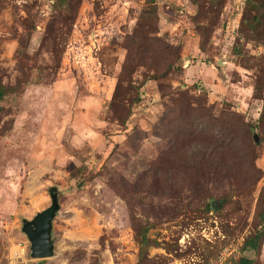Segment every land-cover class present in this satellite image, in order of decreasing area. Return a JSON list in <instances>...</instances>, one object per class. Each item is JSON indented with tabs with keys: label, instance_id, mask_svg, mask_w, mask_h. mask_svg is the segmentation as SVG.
<instances>
[{
	"label": "rangeland",
	"instance_id": "374dc122",
	"mask_svg": "<svg viewBox=\"0 0 264 264\" xmlns=\"http://www.w3.org/2000/svg\"><path fill=\"white\" fill-rule=\"evenodd\" d=\"M258 5L0 0V264H264Z\"/></svg>",
	"mask_w": 264,
	"mask_h": 264
},
{
	"label": "water",
	"instance_id": "95a60500",
	"mask_svg": "<svg viewBox=\"0 0 264 264\" xmlns=\"http://www.w3.org/2000/svg\"><path fill=\"white\" fill-rule=\"evenodd\" d=\"M256 140L259 138L256 136ZM60 191L50 189L51 205L39 211L32 219H24L23 231L27 234L31 243V256L33 258H46L55 252L53 241V222L60 209Z\"/></svg>",
	"mask_w": 264,
	"mask_h": 264
},
{
	"label": "trees",
	"instance_id": "16d2710c",
	"mask_svg": "<svg viewBox=\"0 0 264 264\" xmlns=\"http://www.w3.org/2000/svg\"><path fill=\"white\" fill-rule=\"evenodd\" d=\"M251 2H258L261 10H264V0H250ZM263 15V11H260L258 17L256 19L259 20V16ZM3 92L0 90V100L2 99ZM263 221L262 226L259 230H257L254 234L248 236L245 239L244 247L257 250L264 239V213L262 215ZM141 251L145 246L148 244V238L147 235L143 234L139 240ZM236 264H254V260L251 258H248L246 256H242L239 258Z\"/></svg>",
	"mask_w": 264,
	"mask_h": 264
}]
</instances>
